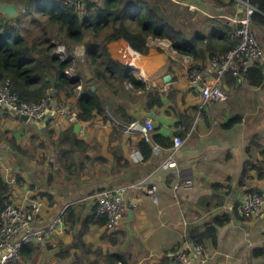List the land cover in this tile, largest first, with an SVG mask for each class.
<instances>
[{
  "label": "crops",
  "instance_id": "obj_1",
  "mask_svg": "<svg viewBox=\"0 0 264 264\" xmlns=\"http://www.w3.org/2000/svg\"><path fill=\"white\" fill-rule=\"evenodd\" d=\"M171 1L189 11V6L194 7L206 17L224 18L230 25L232 20L245 16V9L237 3L231 10L221 12L206 0ZM251 29L264 50V28L252 24ZM230 40L236 41L235 31ZM120 41L126 42L134 58L144 60V66L115 59L112 45ZM120 41L108 46L112 58L131 67V76L146 89H131L127 86L131 82L126 81L124 94H116L106 83L102 84L110 96L106 98L107 120L98 115L92 121L70 123L66 117H49L28 123L18 114L3 109L0 171L11 186L12 204L43 200L45 208L35 224L43 227L62 213L67 217L73 205L79 207L84 219L93 213L102 192L134 185L138 191L127 194L128 207L120 228L114 231L106 224L92 225L84 236L85 243L92 246L90 261L105 264L109 255H115L118 264H172L168 254L194 243L190 238L192 232L203 234L216 224L211 223L214 219L228 216L227 225L231 229L225 230L228 228L225 225L216 242L206 247L207 264H264V257L259 260L252 257L254 248L264 250V215L245 222L235 218L237 206L246 194L264 187V87L252 88L248 82L229 86L227 76L233 77L232 74L220 77L214 73L210 80L219 81L228 100L209 103L201 112V92L189 84L183 59H176L178 54L159 48L154 51V38H149L148 55L135 51L127 41ZM225 44L221 40L217 47L222 49ZM79 48L85 50L86 57L85 46ZM189 57L192 64L198 65L194 56ZM92 64L84 58L77 70L74 67L82 88L74 90L72 96L64 91L55 92L58 105L81 112L83 89L92 85L96 91L97 83H103L91 69ZM167 76L171 82L165 81ZM153 91L163 95V105L149 111L146 94ZM102 94L105 96L103 90ZM119 109L121 118L132 117L134 122L153 120L152 140L145 149H142L144 137L128 132L126 125L115 117L116 112L120 114ZM175 138L184 140V145L172 166L165 169L163 165L168 162L171 148L162 143L169 141L174 147ZM12 139L23 154L13 147ZM74 141L81 145L75 146ZM136 151L141 152L143 161L132 159ZM245 165L249 180L242 187L239 179ZM185 179L193 180L192 188H176ZM146 186L157 187L158 204L145 193ZM81 226L82 223L76 226L66 223L65 229L53 233L46 244H28L26 255L14 264H77L81 256L77 249L63 259L59 255L62 249L68 251Z\"/></svg>",
  "mask_w": 264,
  "mask_h": 264
},
{
  "label": "trees",
  "instance_id": "obj_2",
  "mask_svg": "<svg viewBox=\"0 0 264 264\" xmlns=\"http://www.w3.org/2000/svg\"><path fill=\"white\" fill-rule=\"evenodd\" d=\"M206 1L221 9V12H227L236 5V2L231 0ZM0 2L16 5L19 10L17 17L0 11V83L11 80L12 91L21 102L28 104L42 101L49 90L54 92L55 99L57 97L55 92L60 91L72 96L74 90L81 85L78 74V79L74 80L68 79L65 75V71L70 67L77 70L81 61L74 64L71 61L62 62L55 57L53 53L55 40H60L70 54L77 47L85 46L87 51L85 59L89 64L93 63L91 69L96 73L98 80L100 82L102 80L101 84L106 83L116 94H124L123 87L126 81H130L136 90H145L146 86L131 76V67L112 58L108 46L113 42L125 40L135 51L148 55L149 38L168 39L179 54L194 56L201 70L206 69L212 59L229 53L237 46V41L230 40L235 27L227 20L206 17L204 21L197 11L191 13L188 8L171 0H86L80 9L66 4L65 0H0ZM250 4L258 11L252 17V24L264 28V0H250ZM221 40L226 41L222 49L217 47ZM227 79L229 86L236 85L237 80L231 75H228ZM247 82L252 88L264 87V64L254 65L248 74ZM81 94L84 100L80 106V121H92L98 115L105 116V120L108 119L105 109L108 102L102 96V89L98 87L94 92L93 86L88 85ZM146 97L149 111L163 105V95L157 91L148 92ZM119 111L120 114L116 112L114 116L123 125L129 126L134 122L132 117L121 118L122 109ZM11 141L16 151L23 154L15 140ZM74 144L81 145L75 141ZM162 144L168 149L173 147L169 141ZM147 146V142L143 141L142 149ZM156 146L160 148V145ZM246 167L247 165L243 167L239 179L242 187H246L249 180V170ZM252 192L254 191L248 193ZM11 194V186L0 171V216L4 208L12 204ZM96 210L97 207L91 215L82 219V213L77 205L68 209L66 223L73 226L82 223V226L73 244L67 248L68 251L62 249L59 255L61 259L68 256L72 249H77L81 255L77 264H96L89 260L92 246L84 241L90 226L107 224L105 220L97 217ZM237 211L238 206L235 218L240 222L254 218L242 217ZM214 220L211 223L216 224L203 234L191 233L190 238L194 243L211 247L213 244L209 243L216 242L219 230L230 223L228 216ZM27 248L28 246L22 251V257L26 255ZM262 248H254L252 257L256 260L263 258ZM165 260H168L167 255ZM104 263L118 264V259L115 255H109Z\"/></svg>",
  "mask_w": 264,
  "mask_h": 264
},
{
  "label": "built area",
  "instance_id": "obj_3",
  "mask_svg": "<svg viewBox=\"0 0 264 264\" xmlns=\"http://www.w3.org/2000/svg\"><path fill=\"white\" fill-rule=\"evenodd\" d=\"M86 0H65V3L80 9ZM245 9V16L241 19L232 20L235 26V39L237 46L229 53L211 60L206 69L201 70L198 65L191 64L189 56H180L175 50L174 44L168 39H154L157 48L171 51L174 55L183 59L187 71L188 82L192 88L198 89L202 95L200 111L203 112L209 103L225 102L228 100L227 93L221 88L219 81H211L210 77L217 73L220 77L232 74L238 84L247 83L250 70L257 63L264 60V51L252 32V17L258 12L250 4V0H231ZM190 11L197 9L189 6ZM54 56L62 62L78 61L84 62L85 50L77 47L73 53H68L66 46L60 41H53ZM68 79H78L74 67L65 71ZM11 80L0 83V114L3 109L25 116L28 121L41 122L49 117H66L70 123L79 120V111L74 107L58 105L54 98V92L49 90L46 97L34 104L21 102L19 97L12 91ZM131 89L132 84H127ZM82 87L79 86L78 89ZM59 126V124H58ZM153 120L146 119L143 122H133L125 126L128 132H137L144 137L146 142H151L154 131ZM184 145V140L175 138L174 147L168 162L163 165L168 169L175 162V156ZM154 149H157L155 147ZM136 162L143 161V155L136 151L132 155ZM192 188L193 180L185 179L176 188ZM136 186H124L102 192L97 199L96 215L105 220L111 230H117L122 225L127 204V194L136 192ZM145 193L153 198L155 204L159 203L156 186H146ZM45 208V203L41 199L29 201L25 205L9 204L0 216V264H14L22 260V250L30 243L46 244L50 236L57 231H62L66 227L65 213L49 222L46 226H36V221ZM238 212L242 217H260L264 215V187L260 191L246 194L244 201L238 206ZM183 247V248H182ZM178 251L170 253L168 256L172 264H207V250L205 246L197 243H187Z\"/></svg>",
  "mask_w": 264,
  "mask_h": 264
},
{
  "label": "bare ground",
  "instance_id": "obj_4",
  "mask_svg": "<svg viewBox=\"0 0 264 264\" xmlns=\"http://www.w3.org/2000/svg\"><path fill=\"white\" fill-rule=\"evenodd\" d=\"M112 48L114 50V56L116 60L121 61L122 63L126 64H136L138 66H144V60L134 58L132 50L128 47L126 42L120 41L118 43H113ZM135 60V62L132 61Z\"/></svg>",
  "mask_w": 264,
  "mask_h": 264
},
{
  "label": "water",
  "instance_id": "obj_5",
  "mask_svg": "<svg viewBox=\"0 0 264 264\" xmlns=\"http://www.w3.org/2000/svg\"><path fill=\"white\" fill-rule=\"evenodd\" d=\"M0 11L3 12L4 14L11 16V17H17L19 15L18 7L16 5H13V4H7V3L0 2ZM165 81L171 82V77L167 76L165 78ZM93 90L95 91V88H93ZM21 119H23L24 121H26L28 123H35L33 121H28V118L25 116H21Z\"/></svg>",
  "mask_w": 264,
  "mask_h": 264
},
{
  "label": "rangeland",
  "instance_id": "obj_6",
  "mask_svg": "<svg viewBox=\"0 0 264 264\" xmlns=\"http://www.w3.org/2000/svg\"><path fill=\"white\" fill-rule=\"evenodd\" d=\"M155 1V0H154ZM188 16H189V14L188 13H186ZM130 15H131V13H130ZM198 15L199 16H201L202 17V19L203 20H206L205 18H206V16H203V15H201L200 13H198ZM195 18L197 19L198 18V16L196 15L195 16ZM252 32H253V30H252ZM254 33V32H253ZM255 35V34H254ZM156 40H154V42H155ZM151 49V48H150ZM155 49L157 50V47L155 46V44H154V51H155ZM159 49H161V50H163V51H168V50H166V49H162V48H160L159 47ZM153 50V49H152ZM264 51V50H263ZM176 56V55H175ZM176 59H180L178 56H176ZM174 63H175V61H174ZM192 64V63H191ZM89 83V82H88ZM129 84H131V83H129ZM97 86L99 87V89H102L103 90V92H104V94H105V96L102 94V96H103V98H107V97H110L105 91H104V89H105V87H104V85H102L101 83H97ZM109 91H111L112 93H113V90L112 89H108ZM113 99V98H112ZM227 227L228 228H226L225 230H229V229H231L230 228V225H227ZM243 238V237H242ZM227 239V238H226ZM229 239V238H228ZM231 239H233V238H231ZM245 245H248V244H245ZM206 248V247H205ZM251 259V258H250ZM251 260H248V262H250Z\"/></svg>",
  "mask_w": 264,
  "mask_h": 264
},
{
  "label": "clouds",
  "instance_id": "obj_7",
  "mask_svg": "<svg viewBox=\"0 0 264 264\" xmlns=\"http://www.w3.org/2000/svg\"><path fill=\"white\" fill-rule=\"evenodd\" d=\"M169 255V254H168Z\"/></svg>",
  "mask_w": 264,
  "mask_h": 264
}]
</instances>
